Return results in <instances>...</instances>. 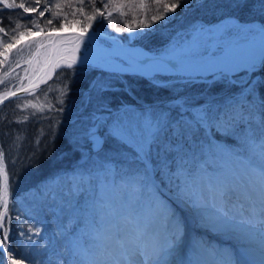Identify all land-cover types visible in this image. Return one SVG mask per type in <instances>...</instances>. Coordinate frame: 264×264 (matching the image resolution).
Segmentation results:
<instances>
[{
  "label": "snow or ice",
  "instance_id": "1",
  "mask_svg": "<svg viewBox=\"0 0 264 264\" xmlns=\"http://www.w3.org/2000/svg\"><path fill=\"white\" fill-rule=\"evenodd\" d=\"M113 2L114 0H108L107 3H104L103 0H78V6L71 13L73 19L69 22L67 14L61 18V13L59 11L52 12V7L62 9L67 4L71 8L72 0H57L54 5L51 0H19V2L17 0H0V5L3 8L22 10L15 20L12 19V14H9V24L6 27L3 24V10L0 9V34H3L0 37V58H2L0 59V68L5 65L11 68L12 63L19 66V60L13 61L11 54L15 49L17 55H22L26 49L29 65L33 60L43 64L42 75L37 79L47 84L45 79L47 77L48 80L54 82L52 86L46 88H40L39 84L31 80L27 86L20 83L19 90L33 97V99H26L10 90V88L17 87L16 84L0 79V88L4 89L0 95V105L11 106L14 103L17 109L29 105L34 109L32 113L21 118L8 120L3 107H0V114H3L0 115V125L5 120L9 124L27 125L32 120L40 123L47 119L50 121L49 131L55 129L58 121L55 117L47 115L44 111L45 105L49 111L63 112L64 97L69 90L66 80L63 83L56 81V77L59 75L56 70L63 67L71 69L77 63L76 57L72 56L69 62L61 65L59 61L64 59L62 53L78 51L80 44L84 42V34L92 28L93 22L107 19L102 9H106ZM183 2L184 0H172L171 3L164 2V0H152V3L157 5L155 14L151 16L148 24L140 21V27H147L151 30L157 22L171 19L168 14L175 12ZM97 4L100 7H97ZM238 6H243V4ZM139 7H145V0H140ZM86 9H90V14ZM49 13L50 15H46ZM77 14H81L83 19H76ZM85 21L87 22L85 23ZM108 23L112 25L113 21L109 19ZM45 26L49 28V31L45 32ZM77 27L79 34L72 37L71 40L62 35L66 31L76 30ZM121 30L116 28L118 32ZM262 31H264V26H262ZM37 37H43V39H37ZM70 44H75V48H69ZM194 55H196L195 52L184 54L185 58L179 61L180 71H186L185 65L195 63ZM40 57L42 60L39 59ZM261 63L264 66V60ZM4 75L8 76L9 73L5 72ZM221 75L227 79V73L222 72ZM194 78L196 77L189 72L187 79L191 81ZM21 79L18 75L16 76V80ZM213 80H215V74H213ZM230 83L236 84L240 88V92L228 97L223 102L215 104L207 102V106L200 105L192 111H189L187 107L189 104L187 99L174 105L177 109H183L180 118L175 121L171 120L168 113L152 105L136 108L125 104L115 110L102 105L101 114L96 117L97 122L93 128L87 130L85 138L92 142L94 150L102 151L101 145L106 140L100 139L98 133H101V129H103L102 135L114 142L116 146L114 151L120 158L143 166L142 172H137L134 179L138 184L141 181L144 182L149 191H153L154 187L151 169L148 166L153 151L158 153L162 151L165 155L170 156L175 164V171L171 174L165 173V175L170 184L179 181L175 185L178 189L176 202L183 204L186 208L196 209L199 213V222L206 227L226 228L242 238L253 241L258 238L260 264H264V98H260L257 104L256 98L252 97L254 86L247 81L243 83L230 81ZM96 87L100 91H109L113 86L99 84ZM128 91L131 89L128 88ZM55 92H58L59 95L53 96ZM9 95L13 99L10 100ZM41 98L43 103L37 108L33 101ZM258 111L261 113L259 119L257 118ZM185 112L189 113L187 118H185ZM105 113L107 115H104ZM213 128L218 131L223 129L229 135L237 137V147L221 149L214 144L207 135ZM200 132L204 133V138L199 145H196L194 138ZM257 133L259 134L257 135ZM48 134L41 128L29 145L33 151L27 155L21 154L28 139L26 129L23 132L17 130L7 152L4 150L3 142L0 141V264H7V261H10L11 264H25L27 259L24 256L16 258L12 248L10 225L13 219L16 220L20 238L26 237L29 244H31L33 236L40 235V229L35 224H30L25 231L24 224L27 220L25 214L19 212L15 216L12 214L14 202L11 198V189L14 182L10 180L7 171L8 155L15 152L10 163L12 167L19 163L21 171H23L24 168L31 166L36 151L42 150L40 145ZM185 145L188 147L186 148ZM196 146L199 147L200 155L205 159L193 167L189 166L191 160H196L198 157L191 153V149ZM213 153H224L237 160H242L247 168L258 177V180L256 182L244 181L239 178L235 182L228 180L223 172L216 169ZM189 156H191V160L188 158ZM210 164L213 165L212 171L208 170ZM115 177L114 169L105 165L104 171L95 175L74 173L69 177L65 173L63 176L57 175L51 178L57 187L66 186V203L69 206H72L73 201L82 192L91 194L93 180L99 179L100 181L101 191L97 196L85 200L84 204L77 208L70 224L74 223L80 215H83L87 222L100 208H109L108 215L111 217L113 225L110 238L117 246L125 249V252L120 258H114L107 262L88 261L87 264H170V258L174 257L177 246L184 236L183 219L170 205L156 198L158 211L154 215L161 216L162 231L151 237L152 246L150 248L142 243L148 235L146 230L137 229L135 237L130 240L126 234H122L120 223H136L144 213V206L136 204L132 200L126 201L122 193L115 204H99V200L104 198L103 188L106 184L115 183ZM119 187L123 191L127 189L128 185L121 181ZM122 213H127V215H122ZM100 221L101 223L104 221L103 214L100 215ZM194 246L201 250L204 249L202 241L195 242ZM4 253L7 254V261L3 258L2 254ZM76 254V252L73 253V264H84L82 260L75 259ZM145 257L147 259H144ZM213 257L214 253L209 252L208 259L197 260L195 264H212Z\"/></svg>",
  "mask_w": 264,
  "mask_h": 264
},
{
  "label": "rangeland",
  "instance_id": "2",
  "mask_svg": "<svg viewBox=\"0 0 264 264\" xmlns=\"http://www.w3.org/2000/svg\"><path fill=\"white\" fill-rule=\"evenodd\" d=\"M56 1H54V4ZM148 1L149 0H145V7L141 8L139 7L140 0H114L113 4H110L106 9H102L104 11V16L107 18L103 19L102 21H105L107 24H109L108 20L111 19L113 21L112 26L114 28L122 29L119 32H108L113 33L118 38H121L128 45L134 44L139 47H143L151 53L170 52L177 48L183 49L186 47L188 50L185 51L184 54L195 52L196 55L193 57L195 60V58L199 57L200 55L224 50L227 46L233 44L236 45L238 42L254 37L259 32H261V28L264 26L260 22L250 20L241 21L237 18L228 16L215 20V22L211 23L201 24L196 22L191 28L177 32L175 35L173 34V37L168 39L166 38L162 43L157 42L158 40L154 41L152 45L157 46L156 48L159 49L158 51H154L153 49L151 50L150 48L145 47L142 43L144 41L150 42L153 35L162 36L164 32L172 30V28L176 26L173 23L177 22L172 21L173 12H170L168 15L171 17V19L157 22L155 25H153L151 30L147 27H140V21L148 24L151 16L155 14V12L152 11V7H148V5H146ZM77 6L78 5H72V7L69 8L67 4H65L62 9H56L55 7L52 9L55 8L56 12L59 11L61 13V18L67 14L68 21H71L73 19L71 13L75 11ZM77 16L82 17L81 14H77ZM86 22L87 21H85V23ZM158 23L159 25H157ZM129 28H131V31H129ZM72 37L73 36H66L65 38L71 40ZM91 45L95 47L97 46L96 48L101 50H109L111 48V44L103 39L87 37L84 39V42L80 44L78 51L83 54ZM68 47L74 48L75 44H70ZM184 54L178 52L176 55L179 58L184 59ZM110 56L116 58L126 65H130L133 62L135 63L133 59H129L123 55L117 56L112 54ZM110 56L106 53H101L98 56V60L101 59L102 61H108ZM39 59L42 60V57ZM242 59L248 65L254 64L258 60L257 57L251 58L250 56L248 57L246 55L245 57L243 56ZM42 68L43 64L38 63L37 60H33L31 65L26 63V66L20 74V77L22 78L21 80H24L23 84L25 85V83L30 82V80L32 81L36 79V76L39 75V72L42 70ZM61 69H67V67H63ZM259 69L260 68L249 71L245 69H233L231 70L232 72L217 70L212 73H208L207 75H198L194 80L199 79L203 81H212L213 79L210 78H213V74H218L215 78L218 79L219 77H222V72L227 73V79L223 81L224 85H222L223 88H228L229 91H226L222 88V90H219L217 93H206L205 89H197L193 90V93L191 92L192 95L187 94L185 97L179 96L174 99V102L170 101L169 103V101H166V103L169 104L165 107L155 108L165 111L170 115L171 120L175 121L180 118V113L183 111V109H177L174 107V105L181 103L184 99H187L189 102L187 107L189 108V111H192L200 105L207 106V102H212L214 104L223 102L228 97L240 92L239 87L232 90L231 85H233V83H230V81H236L238 83L247 81L252 84V80L256 81L258 78H260L258 72ZM254 74L259 75L257 79H253ZM21 80L18 81L14 79V81L10 83H20ZM96 80L99 84H107L110 81L105 76H100L96 78ZM18 87L19 86H17V88ZM15 88L16 87L10 88V90H15ZM2 90L4 89L0 88V95H2L4 92ZM252 97L256 98L257 104L259 103L260 98H262L258 95L254 87ZM252 97H249V99H252ZM148 105L150 104H133L130 106L140 108L142 106L146 107ZM115 109L117 108L112 110ZM100 114V107H97V109L93 110L90 124H86L88 129L93 128V125L97 122L96 117L100 116ZM104 115L107 114L105 113ZM184 115L185 118H187L189 113L185 112ZM257 118H261V113L259 111L257 112ZM78 130L79 133H77V136L75 137L76 139L72 144V148H74L76 151L74 157L75 159L72 160L71 163L66 167L62 168L61 171L55 174L53 177L57 175L63 176L65 173H67L69 177H71L74 173L95 175L98 172H103L105 165H108L116 172L115 183L111 185L106 184V186L103 188L104 198L99 200V204H115L122 193L126 201L132 200L136 204H141L144 206L143 215L136 221L138 224L143 226H145V223L147 224V222L150 221V217L152 215L155 217V219L158 218L162 222L160 215H154L158 211L156 209V198L170 205L171 208L175 210L176 214H178V212L180 214V210L183 207L185 209H182L183 212H187L192 216L194 209H187L183 204H176V193L178 189L175 185L179 183V181H175L174 183L170 184L167 176L165 175V173L171 174L175 171V164L170 156L165 155V153L162 151L159 153L153 151L151 162L148 166L151 169L154 187L153 191H149L148 186L144 184V182L141 181L138 184L134 179L137 172H142L143 166L136 162H130L120 158L114 151L116 147L114 142L102 135L103 129H101V133H98V136L100 139L106 140V142L101 145L103 150L99 152L94 150L92 148V142L85 138V133L87 130L85 131L82 125L79 126ZM258 134L259 133H257V135ZM207 135L208 138L211 139V141L218 145L221 149H235L237 147V137L229 135L223 129L218 131L216 128H213ZM203 138V132L197 133V136L194 138L196 145H199ZM185 147L187 148L188 146L185 145ZM191 153H194L198 159L191 160V156H189L188 158L191 160V164L189 166L194 167L196 163H199L205 159L204 156L200 155L198 146L193 147L191 149ZM213 161L216 169L223 172L225 177L230 181L242 177L243 171L248 172L249 170L242 160H237L234 157L224 153H213ZM208 170H213L212 164L209 165ZM121 181L128 185L127 189L123 191L119 187V183ZM99 183V179L93 180L91 182V194L88 192H82L73 201L72 206H69L66 203V186L61 185L60 187H57L52 179H50V184H46L41 187L37 195L30 197V199L24 198L20 200L19 203H15L12 209L13 216L19 212L25 214L27 217V220L24 224L25 231H27L30 224H35L36 227L40 229V235L33 236L31 244H29L26 237L21 239L20 232L17 230L18 237L16 241L11 242L12 248L16 254V258L19 259L21 256L27 257L25 264H73V253L76 252L77 254L75 259L82 260L84 264H87L88 261H109V256L112 254L108 253V243H104L103 239L107 232H111V234L113 232V225L111 222L112 220L108 215L110 211L109 208H100L98 212L93 213L87 222H85L83 215H80L75 219L74 223L70 224V220L74 217L77 208L82 206L85 200L97 196V194L101 191ZM101 214L104 215L103 223L100 221ZM122 215H127V213H122ZM180 217L185 219V215L182 213L180 214ZM13 221L16 225L15 219L11 221V224ZM120 224L122 225L124 222H121ZM209 234L210 233L201 235L200 230H197L198 236L196 235V237L193 236L192 238L194 239V242L191 239H187L183 247V253H181L179 258H174V261L175 259L178 260L177 264H195L197 261V249L194 246V243L202 240L203 245L206 246L204 247L208 249L209 252L213 251L212 253H214L212 264H221V252H216V248L211 245L210 242H208L207 237L210 236ZM54 246H56V248ZM228 248L230 253L233 252L234 256L236 255V258H234V263L239 264L246 260V258L243 257L244 253H241L242 249L238 247V253V248L235 247V244H230ZM176 253H178V250H176L175 254ZM2 255L4 260L7 261V254L4 253ZM7 264H11V262L7 261Z\"/></svg>",
  "mask_w": 264,
  "mask_h": 264
},
{
  "label": "trees",
  "instance_id": "3",
  "mask_svg": "<svg viewBox=\"0 0 264 264\" xmlns=\"http://www.w3.org/2000/svg\"><path fill=\"white\" fill-rule=\"evenodd\" d=\"M54 1L56 0H51V3L54 4ZM103 2L106 3L107 0H103ZM164 2L171 3L172 0ZM240 4H243V6H238ZM262 4H264V0H184L175 12L172 13V21L177 22L173 23L176 26L170 31H163L164 34L162 36L153 35L150 42L144 41L141 43L151 50L158 51L157 46L152 45L154 41L158 40L157 42L162 43L166 38L173 37V34L175 35L177 32L191 28L196 22L201 24L211 23L226 16L234 17L241 21L260 22L264 25V7H262ZM72 5H78V0H72ZM146 5L148 7L151 6L152 11L155 12L157 5L152 3V0H149ZM97 7H100V5L97 4ZM0 9L3 10V24L6 27L9 24L8 17L10 13L13 20L17 18L18 14L22 13L20 9H7L3 8L2 5H0ZM86 10L90 14V9ZM52 12H56V9H52ZM46 15H50V13ZM76 18L81 19L83 17L76 16ZM92 28L101 29L106 32H116V28L102 20L94 22ZM44 30L47 32L49 28L45 26ZM2 36L3 34H0V37ZM37 39H43V37H37ZM11 58L13 61L19 60V66L12 63L11 68L7 65L0 68V79L10 82L14 81L17 75L21 76L20 74L28 60V51L25 49L22 55H17L14 49ZM5 72H8L9 75L5 76ZM258 72L260 78L256 81L252 80V85L258 95L264 98V66H261ZM58 73L56 81L63 83L66 80L69 85L68 93L64 97V111L59 113L49 111L46 105L44 108L48 116L55 117L58 121L55 129L49 131L50 121L47 119L42 120L40 123L32 120L27 125L9 124L5 120L0 125V141L3 142L6 152L17 130L19 129L23 132L26 129L28 139L25 142V149L22 151V155H27L33 151V148L29 147V145L41 128L49 133L44 137L40 145L42 150L36 151L31 166L24 168L23 171H21L19 163L15 167H12L10 163L11 159L15 156V152L13 151L8 155L9 164L7 171L9 172L10 180L14 182L11 189V198L14 204L19 203L24 198L30 199V197L37 195L42 186L50 184V179L75 159L76 151L72 148V144L76 139L77 133H79L78 128L82 125L85 131L88 130L86 124H90L91 114L97 107L101 109L102 105H106L108 108L114 109L124 104H150L153 107H165L170 101L174 102V99L179 96L192 95L193 90L205 89L206 93H217L219 90H222L223 81L225 80V78L219 77L212 81L199 79L189 81L187 77L181 75L163 76L160 74L142 77L134 73L116 74L92 67L88 68L83 65L73 66L71 69H60ZM100 76H105L110 80L107 84L113 86L111 90L100 91L96 87L99 84L96 78ZM20 83H24V80H21ZM20 83H16V85L19 86ZM53 83V81H50L42 88L52 86ZM231 87L232 90L238 88L236 84L231 85ZM128 88L131 91H128ZM223 89L229 91L228 88ZM55 95H59V93H53V96ZM21 98L33 99L30 94L21 96ZM166 101H169V103L167 104ZM33 102L39 108V105L43 103V99L34 100ZM1 107L4 109V114H7L8 120L21 118L34 111L30 105L17 109L14 103L11 106L2 105ZM13 173H15V176H13ZM10 226L11 242H14L18 237V229L14 221ZM54 247L56 248V246Z\"/></svg>",
  "mask_w": 264,
  "mask_h": 264
},
{
  "label": "bare ground",
  "instance_id": "4",
  "mask_svg": "<svg viewBox=\"0 0 264 264\" xmlns=\"http://www.w3.org/2000/svg\"><path fill=\"white\" fill-rule=\"evenodd\" d=\"M234 46H235V44L227 46L226 50L229 48H232ZM96 47L91 45L86 50V52H84L83 54H81L80 51H74V52H70V53H72L74 56L79 57V58L90 59V60H95V61H99L98 56L101 53H106L109 56L112 54L117 55V56H120V55L126 56L121 50L117 49L116 47L110 48L109 50L105 49L106 51L104 49L101 50V49L96 48ZM127 47L129 49L130 53L132 52L133 54L138 56L140 59H143L145 62H147L151 65L154 64L157 66H163V65L169 64L167 62V58L175 60L176 63H180L179 61L181 58H179L176 54L178 52L181 54H184L185 51L188 50L186 47L183 49L177 48V49H174L173 51L166 52L161 59H157V58H153L152 53L143 47H139V46L134 45V44H131V45L127 44ZM258 48H264V41L258 45ZM246 56H248V57L250 56L251 58L252 57H257L258 59L260 58V55L255 54V53H249V54H246ZM126 57L129 58L128 56H126ZM244 57H245V55H244ZM242 58H243V56L238 57L236 59L211 61V62L206 64L203 72L207 73L208 71H217V70L218 71H224V72H228V71L231 72V70L239 69L240 67H242L243 64H246ZM67 62H69V60L64 61L63 64L65 65ZM103 62H104V60H103ZM105 63L109 67H116V68L128 66L126 64H123L121 61L117 60L116 58L111 57V56L108 59V61H105ZM131 64L134 65L135 67H137L138 69L142 68V66H143L137 62H135V63L133 62ZM239 179L244 180V181L251 180L252 182H256L258 180V177L254 173H252L250 170H248V172L243 171V176L240 177ZM231 181L235 182V179H233ZM176 204L178 205V203H176ZM182 209L185 210L183 207H182ZM182 209L180 210V214L182 213L185 215V219L182 218L185 232H184V236L182 238L181 243L177 246L176 250H178V253H176L174 255V257L170 258V264H177L178 263V260L175 259V261H174V258H179L181 256V253H183V250H184L183 247H184L185 241L187 239L188 240L191 239L194 242V239H192V238H193V236L196 237L197 230H200L201 235L210 233L209 234L210 236L207 237L208 242H210V244L216 248V252L217 251L221 252L220 253L222 255L221 264H236V263H234L235 262L234 258H236V255L234 256L233 252L230 253L228 251L229 250L228 246L232 243L235 244V247H237V248L239 247L240 249H242L241 253H244L243 257L246 258L245 261H243L242 263H239V264H260L261 255H260V249H259V244H258V238H257V240L253 241V240L242 238L240 235L235 234L233 231L226 229V228H215L214 229V228L206 227L199 222V213L196 209L193 210L192 216L189 215V213H187V212L186 213L183 212ZM180 214L178 212L177 215L180 216ZM120 228L122 230V234H126L129 239H133L135 237L137 229L146 230L148 235L143 239L142 243L146 244L150 248L152 246L151 237L153 235H155L157 232L162 231L163 224L160 221V219H158V218L155 219V217H153V215H152L150 217V221L147 222V224L145 223V226L138 224V222H136L134 224H125V223L122 225L120 224ZM214 230H216V231H214ZM110 234H111V232H107V234L103 238L104 243H108V245H107V247H109L108 253L112 254L111 256H109L110 257L109 261L114 259V258H120L122 256V254L125 252V249L120 248L115 243H113V241L110 238L112 234L111 235ZM205 242H206V240H205ZM205 247L203 250L196 248L197 249V251H196L197 252L196 258L197 259L196 260L208 259L209 251ZM239 248L237 250L238 253H239ZM144 259H147V258L145 257Z\"/></svg>",
  "mask_w": 264,
  "mask_h": 264
},
{
  "label": "water",
  "instance_id": "5",
  "mask_svg": "<svg viewBox=\"0 0 264 264\" xmlns=\"http://www.w3.org/2000/svg\"><path fill=\"white\" fill-rule=\"evenodd\" d=\"M79 34V28H77L76 30H69L66 31L64 33H62V35L64 37L66 36H76ZM85 38L90 37V38H100L105 40L106 42L111 44V48L116 47L117 49L121 50L126 56H128L130 59H133L135 62L139 63L140 65H143L142 68H137L134 65H128L125 67H121V68H116V67H109L105 61L103 62L102 60L99 61H95V60H90V59H84V58H79L76 57L77 59V63L74 64L76 66L78 65H83L86 67H92L95 69H100L103 71H107V72H113L116 74H121V73H125V74H138L140 76H153L154 74H160V75H170V76H175V75H181L186 77L188 75L189 72H191L195 77H197L198 75H207L208 73H212L214 71H208L203 72L205 66L207 63L211 62V61H217V60H227V59H236L238 57L244 56L246 54L249 53H255L260 55V58L256 61V63L254 64H243L242 67H240L239 69H247L249 70H256L258 68H260V66L262 65L261 62L262 60H264V48H258V45L261 44V42L264 41V31H262L261 28V32H259L257 35H255L254 37L248 38L246 40H243L241 42H238L234 47L229 48V49H224V50H220V51H216V52H212V53H206L205 55H200L199 57L195 58V63L192 64H187L185 65V69L186 71H180V63H176L175 60L173 59H168L167 58V62L169 64L167 65H163V66H157V65H151L147 62H145L143 59H140L138 56H136L135 54H133L132 52L130 53L127 44L121 39L116 37L113 33L110 32H106L103 31L101 29H92L90 28L89 31L87 33L84 34ZM45 43H47V41L45 40ZM166 52L163 53H154L152 52V57L153 58H157V59H161L163 57V55ZM64 56V59H61L59 61V63L61 65H64V61L70 60V58L72 56H74L72 53L70 52H66L62 54ZM73 65V66H74ZM254 65L255 67L252 68L251 66ZM43 69V68H42ZM61 68L57 69L56 71L58 72ZM236 69V70H239ZM51 71V70H49ZM230 72V71H229ZM232 72V71H231ZM198 74V75H197ZM42 75V70L39 72V75L36 77V79L32 80L35 81L37 84H39V87L42 88L44 87L46 84L40 82L37 78ZM218 75V74H217ZM215 75V78L216 76ZM258 74H254L253 79H257L258 78ZM47 80V83L52 81V80H48V78H45ZM195 79V78H194ZM213 79V78H210ZM30 82L25 83V86H27ZM11 91H15L17 92L18 96H26L28 93H24L22 91L19 90L18 88H15V90H11ZM9 99H13L11 98V96L9 95ZM2 105H0L1 107Z\"/></svg>",
  "mask_w": 264,
  "mask_h": 264
}]
</instances>
